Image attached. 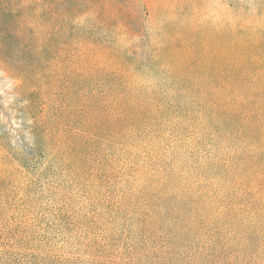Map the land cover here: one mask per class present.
I'll return each mask as SVG.
<instances>
[{
	"label": "trees",
	"instance_id": "trees-1",
	"mask_svg": "<svg viewBox=\"0 0 264 264\" xmlns=\"http://www.w3.org/2000/svg\"><path fill=\"white\" fill-rule=\"evenodd\" d=\"M29 7L19 0L24 25L3 35L33 58L18 71L33 80V117L21 127L26 147L0 139V203L20 180L59 174L93 192L88 229L98 220L102 232H120L97 264H156L154 252L160 264H181L182 248L193 251L188 264H239L253 250L263 257L264 8L33 0L31 20ZM199 146L207 154L193 165ZM14 218L0 221V264H19L13 245L20 264H63L35 254L40 240Z\"/></svg>",
	"mask_w": 264,
	"mask_h": 264
},
{
	"label": "rangeland",
	"instance_id": "rangeland-1",
	"mask_svg": "<svg viewBox=\"0 0 264 264\" xmlns=\"http://www.w3.org/2000/svg\"><path fill=\"white\" fill-rule=\"evenodd\" d=\"M23 1L25 4L30 5L26 16L33 20V0ZM208 1L212 3L214 9L222 11L227 1L230 0ZM231 1L236 7L245 8L246 10H255L259 5L264 8V0ZM18 6L19 0H0V139L3 138L8 142L13 151L20 150L30 143V136L27 132L22 131L21 127L29 125L32 122L30 117H33V80L31 82L23 81L20 76L21 72H18L23 69L22 66L28 68L26 71L29 70L30 66L33 67V58L27 60L25 54L27 50L23 49L24 54L22 53L21 46L23 44L20 47L15 42L8 43V45L3 36L5 30L10 27L13 26L12 29L17 30L24 25V22L21 21L24 16L21 18V15L16 13L19 9ZM9 10L11 11L10 15H7ZM8 49V53L12 56V71L7 70V66H5V52ZM30 104L32 105L29 108ZM207 149V146H199L193 151V165L201 159H205ZM181 153L182 150L178 148V155L175 153V159ZM185 162L186 160L178 164L174 163V166L183 168L188 165ZM208 175L212 174L209 173ZM20 181L9 188L12 191L9 193L8 202L6 204L0 203V210L2 208V219L0 221L15 223L9 219L11 217H15L16 222L19 220L24 221L29 226V238L33 240L34 235L41 243L35 248V254L41 255L43 253V258L57 256L63 264H97L103 246H109L110 249L122 242L118 238L120 232H110L109 235V232H102L98 220H93L90 229L87 228L89 225L84 217L87 211L90 210L89 203L94 197L90 188L86 189L81 185L66 183L64 176L59 174L49 182L37 180L33 184V181L29 183ZM62 198L65 199L66 212L65 217L58 218L56 213H58L57 208L61 204L59 200H62ZM120 229L127 230L128 228L123 227ZM94 240L97 241V246L95 247L94 244L88 246V243ZM12 249L15 253L11 261L20 264L21 248L13 245ZM30 250L33 252V248H30ZM191 252L193 251L186 248L175 250L176 257L181 261V264H188ZM153 255L155 256L152 257V260L156 264H160L156 260L159 254L154 252ZM250 255L254 258L239 264H264V256L260 257L261 253L253 250Z\"/></svg>",
	"mask_w": 264,
	"mask_h": 264
}]
</instances>
